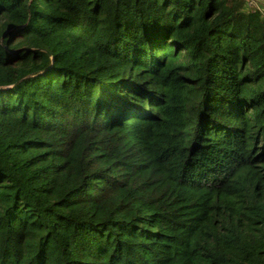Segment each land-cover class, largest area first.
Returning <instances> with one entry per match:
<instances>
[{"label": "trees", "instance_id": "1", "mask_svg": "<svg viewBox=\"0 0 264 264\" xmlns=\"http://www.w3.org/2000/svg\"><path fill=\"white\" fill-rule=\"evenodd\" d=\"M0 264H264L262 13L0 0Z\"/></svg>", "mask_w": 264, "mask_h": 264}, {"label": "built area", "instance_id": "2", "mask_svg": "<svg viewBox=\"0 0 264 264\" xmlns=\"http://www.w3.org/2000/svg\"><path fill=\"white\" fill-rule=\"evenodd\" d=\"M242 1L248 4V6H252L254 9L258 10L262 15L264 14V0H236Z\"/></svg>", "mask_w": 264, "mask_h": 264}, {"label": "rangeland", "instance_id": "3", "mask_svg": "<svg viewBox=\"0 0 264 264\" xmlns=\"http://www.w3.org/2000/svg\"><path fill=\"white\" fill-rule=\"evenodd\" d=\"M263 16H264V14H263Z\"/></svg>", "mask_w": 264, "mask_h": 264}]
</instances>
